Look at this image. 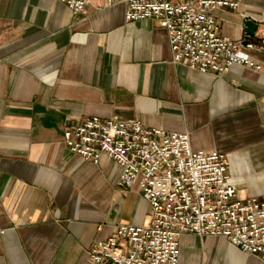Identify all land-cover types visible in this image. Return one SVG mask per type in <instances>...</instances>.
Returning <instances> with one entry per match:
<instances>
[{
    "label": "crops",
    "instance_id": "1",
    "mask_svg": "<svg viewBox=\"0 0 264 264\" xmlns=\"http://www.w3.org/2000/svg\"><path fill=\"white\" fill-rule=\"evenodd\" d=\"M126 3L0 0V264H95L87 249L116 224L148 221V202L118 184L119 165L71 151L76 117L137 119L219 150L242 197L264 199V70L201 72L172 60L153 18L124 20ZM230 39L264 36V0L213 10ZM246 18L257 22L253 36ZM255 58L264 66V55ZM100 226V228H97ZM177 264H264L221 235L184 233Z\"/></svg>",
    "mask_w": 264,
    "mask_h": 264
},
{
    "label": "built area",
    "instance_id": "2",
    "mask_svg": "<svg viewBox=\"0 0 264 264\" xmlns=\"http://www.w3.org/2000/svg\"><path fill=\"white\" fill-rule=\"evenodd\" d=\"M84 14L87 0H60ZM119 0H104L111 5ZM124 20L153 18L167 33L174 62L224 73L237 63L264 66V36L233 40L220 33L213 10L238 9L241 0H123ZM73 152L96 163L102 153L120 167L118 184L149 205L143 224L118 223L87 249L95 264H177L184 233L221 235L264 260V199L242 197L219 150L193 149L181 131L147 127L137 119L79 116L63 131ZM97 228H100L98 226ZM0 226V234L4 232Z\"/></svg>",
    "mask_w": 264,
    "mask_h": 264
},
{
    "label": "water",
    "instance_id": "3",
    "mask_svg": "<svg viewBox=\"0 0 264 264\" xmlns=\"http://www.w3.org/2000/svg\"><path fill=\"white\" fill-rule=\"evenodd\" d=\"M257 27V22L253 19L246 18L243 22V31L248 36L254 35V30Z\"/></svg>",
    "mask_w": 264,
    "mask_h": 264
}]
</instances>
